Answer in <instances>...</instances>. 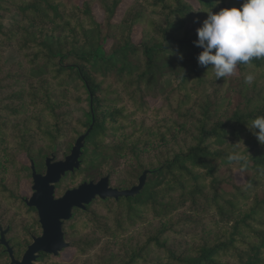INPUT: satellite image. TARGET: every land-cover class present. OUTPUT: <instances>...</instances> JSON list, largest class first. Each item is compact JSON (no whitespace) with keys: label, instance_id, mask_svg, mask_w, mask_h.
<instances>
[{"label":"trees","instance_id":"1","mask_svg":"<svg viewBox=\"0 0 264 264\" xmlns=\"http://www.w3.org/2000/svg\"><path fill=\"white\" fill-rule=\"evenodd\" d=\"M121 3L0 1V18L16 13L0 22V83L20 80L8 90L24 94L30 111L14 122L23 125L14 142L42 162L93 115L74 175L110 172V184L125 188L149 170L135 195L102 200L113 244L94 264H264V144L247 127L264 115V59L215 78L193 43L204 9L242 0H131L114 21ZM192 15L197 26L187 27ZM78 105L80 114L70 110ZM236 152L245 158L230 160Z\"/></svg>","mask_w":264,"mask_h":264},{"label":"rangeland","instance_id":"2","mask_svg":"<svg viewBox=\"0 0 264 264\" xmlns=\"http://www.w3.org/2000/svg\"><path fill=\"white\" fill-rule=\"evenodd\" d=\"M2 1V0H0ZM80 1V0H79ZM131 0H123V3L118 7L116 10V13L114 15V21H119L122 17L125 8L128 6L129 2ZM3 5L5 3H2ZM6 10L4 7L3 11ZM14 10H9L6 12H2L3 15L0 18V22H2L3 26L8 25L11 20H13L16 17V13L13 12ZM93 13L95 17L100 20L102 18V11L101 9L94 4L93 5ZM195 20L193 18V15L190 17L189 22L186 24L187 27H196L197 23L194 22ZM14 51L7 50L2 54V59L7 61L8 58H11L15 55ZM13 87H8L7 79L6 83L2 80L1 81V93H0V122H3L0 125V138L1 136H4L3 143L5 146V155L4 157L1 156L0 161V175H5V182H6V191L7 196L9 198V191H19L18 189H22L23 191L27 189V185L24 184L22 186H19L16 184V181L19 180V175L25 174L28 172V157H31L28 155L27 151H23L19 147V143L14 142V137L17 136L16 131L23 128V125H17L14 124L16 120H22L26 116L29 115L30 111L27 110L28 104L26 101L22 98H25V95L20 93H13L9 90H15L18 89L20 83H22L20 80H13ZM9 89V90H8ZM4 103V105H3ZM16 107L14 111H11V107ZM26 106V107H25ZM82 105L78 106H72L70 107V110L72 109L77 114L81 113ZM68 133V132H66ZM35 136V134H32ZM7 138V139H6ZM74 142V141H73ZM73 142L67 146V143L65 140H61L58 144L60 146L58 152H56V147H53L51 150H48L46 153L43 154L49 155V153H54L57 158H63L64 155H66ZM37 144V143H34ZM31 153H37L34 151V146L30 147ZM34 148V149H33ZM7 155L12 156V158H17L18 161L21 163H12V161H7ZM33 158V157H31ZM34 159V158H33ZM35 160V159H34ZM43 160V157H42ZM36 163L42 164V162H38V160H35ZM74 173V172H73ZM106 174H109L110 176V183L111 179L116 180V178L111 176L110 172H106ZM99 177L93 178V177H85L83 174H72L67 175L62 179V188L75 186L78 183H80L83 180H89V179H98ZM114 186V185H113ZM116 186V185H115ZM117 187V186H116ZM128 187V186H127ZM107 200V199H104ZM6 204L14 205L16 202L14 200L8 199ZM89 212H80L76 217L73 219L75 222L72 224L71 227H69L68 231L69 234L68 240H69V247L65 251V259L68 260V264H94V259L96 254H102V247L108 244H113L112 238L109 236V227L113 226L112 222V214H106L107 211L106 208H104V205L102 204V200H95L87 209ZM111 213V212H107ZM9 214V210L7 212ZM80 217L79 219H77ZM104 221H107L108 223H103Z\"/></svg>","mask_w":264,"mask_h":264},{"label":"flooded vegetation","instance_id":"3","mask_svg":"<svg viewBox=\"0 0 264 264\" xmlns=\"http://www.w3.org/2000/svg\"><path fill=\"white\" fill-rule=\"evenodd\" d=\"M4 155L5 146L3 141H0V158L1 156L4 157ZM46 156L47 155L43 156L42 164H40L41 166H39V163H36L33 158L28 157V172L19 175V180L16 181V184L19 186L26 184L27 189L24 191L22 189H18L19 191H9V198L5 189V175H0V264H68V260L65 259V251L70 245L67 235L69 234L68 228L75 222L73 219L80 212L87 211L88 205L93 201L99 199L104 200L95 197L90 203L86 204L84 209L73 207L72 215L67 218L64 217L63 211L53 214L41 211L37 205L38 199H31L35 191L32 187L33 177L31 172V160L34 163L35 170L39 173H44V159ZM55 158H57L56 155ZM73 172L66 171L60 179L54 183V197L60 196L65 189L70 188L66 187L61 189L62 179L67 175H72ZM109 198L114 199L112 197L106 199ZM8 199L11 201L14 200L16 204L8 206L6 204ZM8 210L9 214H7ZM79 218L80 217L77 219ZM46 222L52 229H45L44 224ZM58 226L61 230L60 238L63 242H68V245H63L59 248L57 254L49 253L44 249H38L29 253L28 256L26 255L23 259L29 245L35 242V240L39 242V246L52 241H61L60 238L55 237ZM51 235L52 237H50Z\"/></svg>","mask_w":264,"mask_h":264},{"label":"clouds","instance_id":"4","mask_svg":"<svg viewBox=\"0 0 264 264\" xmlns=\"http://www.w3.org/2000/svg\"><path fill=\"white\" fill-rule=\"evenodd\" d=\"M203 11L207 18L196 29L193 43L202 49L197 55L199 65L211 67L215 78L231 77L240 64L250 66L253 60L264 59V0H242L239 7H223L217 12L210 7ZM177 56L183 59L181 53L177 52ZM255 79L253 73H248L244 83L252 85ZM247 127L264 144V115L253 118ZM244 158L238 152L229 156L232 161Z\"/></svg>","mask_w":264,"mask_h":264},{"label":"water","instance_id":"5","mask_svg":"<svg viewBox=\"0 0 264 264\" xmlns=\"http://www.w3.org/2000/svg\"><path fill=\"white\" fill-rule=\"evenodd\" d=\"M91 121L88 128L76 137L69 152L64 155L63 158H55L54 153H50L45 157L44 173L37 172L31 160V172L33 177L32 187L35 189L31 199H38L37 205L41 211L52 214L63 211L64 217L67 218L72 215L73 207L84 209L86 204L90 203L95 197L101 199H106L108 197L118 199L120 196L127 197L135 195L143 187L149 171L148 169L142 170L137 178V182L129 187L118 188L111 186L109 183L110 176L109 174H105L97 180H83L76 186L65 189L60 196H53L54 183L57 182L66 171L73 172L75 168H78L84 139L93 123V115ZM44 225L45 229H52L47 222ZM60 234L61 230L58 226L55 237L60 238ZM50 237H52V235ZM60 240L61 241L58 242L52 241L41 246H39V242L35 240V242L29 245L23 259L26 255L28 256L29 253L38 249H44L49 253L57 254L59 248L63 245H68V242H63L61 238Z\"/></svg>","mask_w":264,"mask_h":264}]
</instances>
